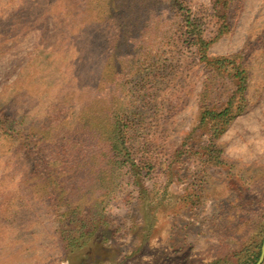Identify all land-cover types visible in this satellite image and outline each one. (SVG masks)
I'll list each match as a JSON object with an SVG mask.
<instances>
[{
  "label": "rangeland",
  "instance_id": "obj_1",
  "mask_svg": "<svg viewBox=\"0 0 264 264\" xmlns=\"http://www.w3.org/2000/svg\"><path fill=\"white\" fill-rule=\"evenodd\" d=\"M193 3L206 14L212 0ZM164 8L156 0H0V264L252 263L264 239V0H235L231 31L209 50L239 53L250 74L249 106L217 141L226 163L218 168L187 156L169 168L197 124L207 75L170 40ZM207 21L212 38L216 24ZM114 60L130 65L116 82L104 68ZM122 106L136 157L160 167L148 187L168 184L171 205L152 212L147 230L143 214L151 218L129 207L128 185L105 209L129 229L68 247L60 214L71 200H96L91 181L80 180L99 143L86 119ZM39 157L69 199L40 174Z\"/></svg>",
  "mask_w": 264,
  "mask_h": 264
},
{
  "label": "trees",
  "instance_id": "obj_2",
  "mask_svg": "<svg viewBox=\"0 0 264 264\" xmlns=\"http://www.w3.org/2000/svg\"><path fill=\"white\" fill-rule=\"evenodd\" d=\"M156 1L159 5H165L164 10L167 9L170 13L168 21L171 22V30H174L170 34V40L193 52L195 61L203 66L207 75L199 94L197 124L186 141L177 149L175 159L169 164V168L175 167L174 163L179 166L181 159L186 156L198 159L199 163L203 162L205 165L207 163L209 168L224 167L226 163L222 158L223 150L217 141L249 106L250 74L241 62L239 53L230 56H211L209 50L222 36L231 31L230 10L235 0H212L211 6L206 8V14L194 10L193 0ZM209 18L216 24L214 38L205 35ZM125 26L126 23L122 21L119 31L123 32ZM123 44L118 37L116 45L122 47ZM128 66H130L128 62L114 60L105 64L104 68L108 76L110 75L109 77L116 82L129 69ZM124 111V106L120 110L110 107L103 117L86 119V125L95 133L99 143L92 147V156L90 155L91 158L87 160L88 171L80 180H84L85 186L91 181V189L88 192L94 194L96 200L90 205L74 203V200H71V204L68 203L69 207L60 214L63 223L61 237L63 242L68 243V247H83L92 239H102L101 241L110 240L111 237L115 239L122 231L129 229L123 219L119 220L108 214L105 209L106 204L119 192L126 190L128 185L133 188L130 191L131 200L127 203L129 207L134 202L138 207H143L145 210L141 209L142 212H146L148 218H151L146 222V214H143L147 230L156 225L157 219L154 220L152 212L171 205L168 202L170 193L168 184L161 188L148 187V181L160 167L156 166L154 158H148L145 153L141 156L137 153L139 158L136 157L132 134L130 136L132 123L123 119ZM147 145L143 147L145 152ZM38 153L41 154V150ZM36 166L41 171L40 174L43 173L46 182L51 186L55 185L56 189L62 186L59 194L63 199H69L67 192L69 189L64 187V180L60 182V176L52 178L48 173L49 169L52 168L51 173L54 170L49 160L39 157ZM190 191L192 192V189ZM135 192L138 196H134ZM190 200L191 204L198 203L192 196ZM130 216L127 217L131 220L126 217L127 220L135 219ZM262 244L263 240L258 246V252L254 253L251 264H256L259 260Z\"/></svg>",
  "mask_w": 264,
  "mask_h": 264
},
{
  "label": "water",
  "instance_id": "obj_3",
  "mask_svg": "<svg viewBox=\"0 0 264 264\" xmlns=\"http://www.w3.org/2000/svg\"><path fill=\"white\" fill-rule=\"evenodd\" d=\"M263 263H264V239H263V244L261 248V255L256 264H263Z\"/></svg>",
  "mask_w": 264,
  "mask_h": 264
}]
</instances>
